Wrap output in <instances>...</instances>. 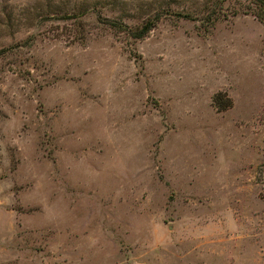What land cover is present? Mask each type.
Returning a JSON list of instances; mask_svg holds the SVG:
<instances>
[{
  "label": "rangeland",
  "instance_id": "rangeland-1",
  "mask_svg": "<svg viewBox=\"0 0 264 264\" xmlns=\"http://www.w3.org/2000/svg\"><path fill=\"white\" fill-rule=\"evenodd\" d=\"M252 1L0 0V264H264Z\"/></svg>",
  "mask_w": 264,
  "mask_h": 264
},
{
  "label": "trees",
  "instance_id": "trees-1",
  "mask_svg": "<svg viewBox=\"0 0 264 264\" xmlns=\"http://www.w3.org/2000/svg\"><path fill=\"white\" fill-rule=\"evenodd\" d=\"M255 5H257L258 7L262 8V10L260 9L259 11H261V13H257V17L260 19V20H264V0H253L252 1ZM184 16H187V15H184ZM155 20V19H154ZM154 27V24H153V20L151 21H148L147 23H145L142 28L136 33V37L137 38H142L143 36H145L150 30L151 28ZM220 94L216 95L214 97V102L215 104H217L219 102V104L217 106H219L220 108H225V107H222L220 106Z\"/></svg>",
  "mask_w": 264,
  "mask_h": 264
}]
</instances>
